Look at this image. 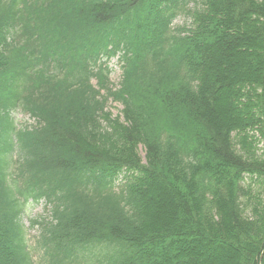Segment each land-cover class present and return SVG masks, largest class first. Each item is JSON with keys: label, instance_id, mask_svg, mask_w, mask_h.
I'll return each instance as SVG.
<instances>
[{"label": "trees", "instance_id": "1", "mask_svg": "<svg viewBox=\"0 0 264 264\" xmlns=\"http://www.w3.org/2000/svg\"><path fill=\"white\" fill-rule=\"evenodd\" d=\"M263 139L264 0H0V264H33L21 197L49 264H264Z\"/></svg>", "mask_w": 264, "mask_h": 264}, {"label": "rangeland", "instance_id": "2", "mask_svg": "<svg viewBox=\"0 0 264 264\" xmlns=\"http://www.w3.org/2000/svg\"><path fill=\"white\" fill-rule=\"evenodd\" d=\"M185 17L183 16L182 12H178L177 16L173 20L174 25H180L184 23ZM109 65L112 68V72L110 73V78L112 82H117L119 80L118 75H119V68H118V63L116 62V58H112L109 60ZM93 80L92 82H94ZM109 107L108 110L112 112V115H117L120 114V110L122 108L121 104L117 102H110L108 103ZM12 116L15 118L18 124L21 123H32V119L29 118V116L24 113L22 114L19 109L15 110L12 113ZM25 120V121H23ZM264 142V140H263ZM260 147L264 150V146L262 145V142L260 143ZM139 155L143 159L144 157V147L139 144ZM46 213V207L44 206V202H38V203H31L27 204V207L25 209L24 215L22 217V221L24 226L26 227V230L28 232L27 237L30 238L28 243L34 245V240L31 238L35 233L38 232L36 229V225L30 226L28 229V225L30 223L31 218H34L40 214H45ZM36 251H34L35 253Z\"/></svg>", "mask_w": 264, "mask_h": 264}]
</instances>
